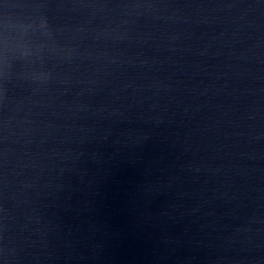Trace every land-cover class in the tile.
Segmentation results:
<instances>
[{
  "label": "water",
  "instance_id": "obj_1",
  "mask_svg": "<svg viewBox=\"0 0 264 264\" xmlns=\"http://www.w3.org/2000/svg\"><path fill=\"white\" fill-rule=\"evenodd\" d=\"M0 264H264V0H0Z\"/></svg>",
  "mask_w": 264,
  "mask_h": 264
}]
</instances>
